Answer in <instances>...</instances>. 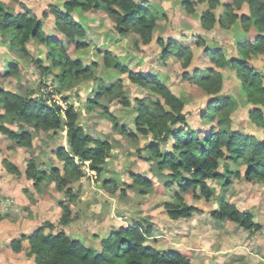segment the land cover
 <instances>
[{
    "label": "trees",
    "instance_id": "trees-1",
    "mask_svg": "<svg viewBox=\"0 0 264 264\" xmlns=\"http://www.w3.org/2000/svg\"><path fill=\"white\" fill-rule=\"evenodd\" d=\"M180 1L186 12L192 15L197 14V4L207 3V8L199 17L202 28L212 31L218 26L219 29L231 30L233 35V50H230L228 44H209L201 36L196 44L205 48V55L211 65L196 68L184 75L185 79L197 84L210 97L206 109L200 114L202 122L209 123V132L202 135L203 131L188 124V117L184 113V98L176 95L167 83L155 74L133 71L109 49H98L109 72L127 74L131 82L159 97L136 99L137 115L132 118V126L121 122L100 102L105 97H112L121 99L123 107L132 106L121 78L111 83L98 78L100 81L96 94L93 98H88L90 110L100 105L102 114L131 140L136 141L140 135L151 137V141L145 146L149 152L146 159L157 160L159 171L169 170L171 179L166 182L169 187L178 183L179 191L175 194L180 202L166 203L173 219L190 217L199 211L185 203L181 193L193 190L209 200L216 193V188L210 181L224 182L227 186L231 183L229 164L224 163V171H220L222 161L244 162L247 165L246 178L264 183V139L234 129L232 117L237 101L234 95L222 93V69L230 68L239 81L238 92L240 90L246 102L252 105L249 111L251 122L264 135V72L253 63L258 56L264 55V0H229L223 4L224 11L220 15L216 12L220 0ZM245 6L247 10L239 13ZM63 7L65 10L62 6L53 5L49 13L44 12L45 17L53 14V23L62 36L61 39L46 34L43 20L26 5L22 4V11L14 12L0 0V34L8 40L10 47L26 57L29 55L27 44L35 40L44 44L48 50V65L45 66L41 59L37 60L41 73L39 87L43 88L45 85L43 77L56 71L53 91L48 94L49 100L40 95L22 94L0 86V131L22 147H32L34 135L24 125L20 131L9 128L6 125L9 116L14 121L34 126L38 131H52L54 134L66 131L68 146H61L55 152L63 163L62 168L42 170L32 158L25 175L34 182L37 189L46 181H54L59 191H65L70 196L69 199H74L76 194L69 185L83 176L87 162L91 170L98 176L102 175L107 167V160L112 155L113 144L108 139L94 138L80 122V112L74 103L69 96L63 94L81 80L97 78L96 62L86 65L80 57L74 58L67 49V43L74 44L76 50L88 46L84 40L87 36L86 29L73 13L76 9L102 11L111 17L121 35L136 33L145 44L152 42L158 19L163 13L147 0H66ZM158 43L163 48L164 58H177L185 69L191 66L194 56L192 46L177 39L166 42L160 38ZM20 73L19 64L12 62L7 67L5 76H18ZM56 94L61 95V100L66 103L65 108L55 98ZM166 144H171L170 151L163 150ZM3 165L11 173H21L7 159L3 160ZM132 176L134 184H129L130 188L135 185H152L151 181L141 175ZM60 204L64 208L61 221L68 224L72 219L71 206L64 200ZM212 217L218 221H232L250 231L262 229V225L254 220L252 212L241 211L235 204L223 199L218 208L212 211ZM3 218L0 213V222ZM46 227L54 226L45 222L44 226L31 235L13 240L11 247L20 252L23 240L27 239L30 254L36 264H195L180 251L161 252L151 246L148 243L149 236L152 235L151 229L140 222L111 232L102 239L101 250L71 238L64 230L46 233Z\"/></svg>",
    "mask_w": 264,
    "mask_h": 264
},
{
    "label": "rangeland",
    "instance_id": "rangeland-1",
    "mask_svg": "<svg viewBox=\"0 0 264 264\" xmlns=\"http://www.w3.org/2000/svg\"><path fill=\"white\" fill-rule=\"evenodd\" d=\"M2 1L14 12L22 11V4L26 5L43 20L46 34L63 39L55 29L53 14L45 17L44 12L49 13L53 5L62 6L65 10L63 4L66 0ZM147 1L163 13L158 19L153 40L149 44L143 43L136 33L121 35L111 17L102 11L76 9L73 13L86 29L87 36L84 40L88 46L76 50L74 44L67 43V49L74 58L80 57L86 65L96 62L97 78L81 80L63 94L69 96L74 103L80 112V122L94 138L108 139L113 144L112 155L107 160V167L102 175L98 176L91 170L87 162L83 176L69 185L76 194L74 199H69L70 196L65 191H59L54 181H46L37 189L34 182L25 175L28 163L33 158L42 170L62 168L63 163L55 152L61 146H68L66 131L57 134L52 131H38L34 126L14 121L12 116H9L6 121L9 128L20 131L24 125L34 135L32 147L19 146L0 131V213L4 216L0 222V263L36 264L30 254L27 239L23 240L20 252H16L11 243L23 235H31L44 226L45 222L54 226L46 227V233L64 230L71 238L98 250L102 249V239L111 232L140 222L151 229L152 235L148 240L151 246L161 252L180 251L195 264H264V183L246 178L247 165L244 162L222 161L220 171L223 172V164L228 163L232 180L228 186L224 185V182L210 181V184L215 186L216 193L209 200L193 190L181 193L184 202L199 211L190 217L173 219L166 203L180 202L175 194L179 191L178 183L169 187L166 184L171 179L169 170L159 171L157 160L146 159L149 152L145 146L151 141V137L140 135L133 141L102 114L100 105L93 110L88 108V98L95 96L100 81L98 78L107 83L119 78L123 80L124 90L132 102L130 108L123 107L121 99L118 98L105 97L100 102L128 126H132V118L137 115V98L159 97L131 82L127 74L113 72L114 76L109 72L104 65L102 54L98 52V49H109L122 58L133 71L155 74L167 83L176 95L184 98V113L188 117V124L203 131L202 135L209 132L210 125L202 122L200 114L206 109L210 97L197 84L185 79L184 75L196 68L211 65L205 55V48L196 44L201 36L205 37L209 44H228L230 50H233L232 31L219 29L218 26L212 31L202 28L199 17L207 8V3L197 4V14L192 15L186 12L180 0ZM228 1L220 0V5L216 8L217 15L223 13V4ZM246 10L245 6L239 13ZM160 38L166 42L177 39L192 46L194 56L191 66L185 69L177 58H164L163 48L158 43ZM27 50L29 55L22 56L11 48L8 40L0 34V86L22 94L33 93L49 100L48 94L53 91L56 71L43 77L45 85L41 87V92V73L37 63L38 59H41L45 66L50 63L46 59L48 50L44 44L35 40L27 44ZM12 62L19 64L21 73L18 76L6 77L5 71ZM253 63L264 72V55L258 56ZM222 70V93L234 95L237 101V108L232 117L234 129L253 134L263 140V131L253 125L249 118L252 105L246 102L240 90L238 92L239 81L230 68ZM55 97L62 105L66 104L61 100L60 94ZM171 144L164 145L163 150L170 151ZM5 159L16 165L21 173L9 172L3 165ZM132 174L143 176L151 181L152 185L128 187L129 184H134ZM222 199L235 204L241 211L252 212L254 220L262 225V229L250 231L232 221L215 220L212 211L218 208ZM63 200L71 206L72 219L68 224L61 221L64 208L60 202Z\"/></svg>",
    "mask_w": 264,
    "mask_h": 264
},
{
    "label": "built area",
    "instance_id": "built-area-1",
    "mask_svg": "<svg viewBox=\"0 0 264 264\" xmlns=\"http://www.w3.org/2000/svg\"><path fill=\"white\" fill-rule=\"evenodd\" d=\"M56 98V97H55ZM58 100V99H57ZM63 107L65 108V105H63Z\"/></svg>",
    "mask_w": 264,
    "mask_h": 264
}]
</instances>
